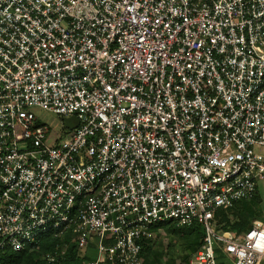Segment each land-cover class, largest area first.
Segmentation results:
<instances>
[{
    "label": "built area",
    "instance_id": "obj_1",
    "mask_svg": "<svg viewBox=\"0 0 264 264\" xmlns=\"http://www.w3.org/2000/svg\"><path fill=\"white\" fill-rule=\"evenodd\" d=\"M263 180L264 0H0V254L71 232L83 264H145L196 224L187 264H264V223L215 220Z\"/></svg>",
    "mask_w": 264,
    "mask_h": 264
},
{
    "label": "trees",
    "instance_id": "obj_2",
    "mask_svg": "<svg viewBox=\"0 0 264 264\" xmlns=\"http://www.w3.org/2000/svg\"><path fill=\"white\" fill-rule=\"evenodd\" d=\"M255 199L256 196L252 201ZM245 203L248 202H241L230 210H220L215 214L218 232H229L234 237H238L251 229L254 220L246 206L248 204ZM152 231L158 233V235L165 234L171 238H177L178 243L181 245L178 246L180 248L179 256L182 258L181 264H187L189 259V257L184 255V252L190 253L189 256L193 255L200 247L204 236L203 227L196 224L182 228H177L172 224H164L154 227ZM154 243L155 241L153 240H143L142 242V256L145 259V264H160L154 252ZM58 246H67L62 264H83V262L93 259L95 256L93 248H90L85 254L82 253L78 248V242L73 233L69 232L60 238H44L41 240L38 250L26 249L23 252H12L6 249L0 254V264H46L44 260L45 255L56 252ZM175 246L171 245L169 253L171 249L175 251ZM224 258L227 259L222 253L217 252V259L220 264H225Z\"/></svg>",
    "mask_w": 264,
    "mask_h": 264
},
{
    "label": "rangeland",
    "instance_id": "obj_3",
    "mask_svg": "<svg viewBox=\"0 0 264 264\" xmlns=\"http://www.w3.org/2000/svg\"><path fill=\"white\" fill-rule=\"evenodd\" d=\"M33 112L41 124L49 127L52 132L58 133V135L60 134L59 131L63 127V122L59 117L39 109H35ZM245 204H248L246 206L249 209L248 211L250 214H252L253 220L255 222L264 223V180L258 183L256 199ZM154 241V252L156 253L160 264H172L174 262V264H181L182 258L179 256L180 248L178 247L181 245L178 243L177 238L175 239L168 235L160 234L156 236ZM171 245H176L175 251L171 249L169 253ZM184 255L189 257L190 253L184 252ZM224 263L231 264V262L225 258Z\"/></svg>",
    "mask_w": 264,
    "mask_h": 264
},
{
    "label": "water",
    "instance_id": "obj_4",
    "mask_svg": "<svg viewBox=\"0 0 264 264\" xmlns=\"http://www.w3.org/2000/svg\"><path fill=\"white\" fill-rule=\"evenodd\" d=\"M72 121H73V118L64 119L63 122H64L66 128H69V129H73L74 128V125H73Z\"/></svg>",
    "mask_w": 264,
    "mask_h": 264
}]
</instances>
